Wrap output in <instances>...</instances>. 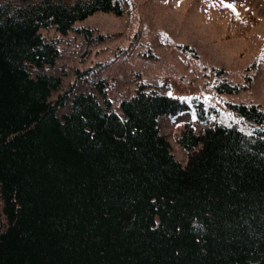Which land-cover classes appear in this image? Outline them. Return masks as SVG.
Returning <instances> with one entry per match:
<instances>
[{
	"label": "trees",
	"instance_id": "1",
	"mask_svg": "<svg viewBox=\"0 0 264 264\" xmlns=\"http://www.w3.org/2000/svg\"><path fill=\"white\" fill-rule=\"evenodd\" d=\"M98 10L122 4L0 0V264H264V129L185 121L181 162L160 121L185 100L141 84L119 113L92 91L69 102L74 85L58 93L43 68L59 48L40 28Z\"/></svg>",
	"mask_w": 264,
	"mask_h": 264
},
{
	"label": "rangeland",
	"instance_id": "2",
	"mask_svg": "<svg viewBox=\"0 0 264 264\" xmlns=\"http://www.w3.org/2000/svg\"><path fill=\"white\" fill-rule=\"evenodd\" d=\"M122 12L95 11L75 20L67 32L54 26L40 32L58 45L59 55L44 71L60 77L58 93L70 85L92 91L121 113L118 102L141 85L188 101L177 114L161 116L175 157L186 150L175 136L182 121L199 129L196 104L207 115L249 132L264 128L237 112L234 103L264 110V0H120ZM220 5L232 4L235 10ZM32 70H35L32 68ZM221 82L236 84L222 90ZM56 94V93H55Z\"/></svg>",
	"mask_w": 264,
	"mask_h": 264
},
{
	"label": "snow or ice",
	"instance_id": "3",
	"mask_svg": "<svg viewBox=\"0 0 264 264\" xmlns=\"http://www.w3.org/2000/svg\"><path fill=\"white\" fill-rule=\"evenodd\" d=\"M225 6L226 7H229V8H232L233 10H235L234 5H232V4H226Z\"/></svg>",
	"mask_w": 264,
	"mask_h": 264
}]
</instances>
